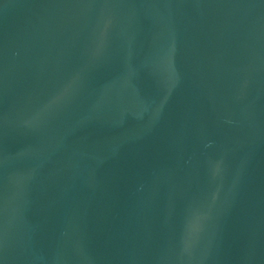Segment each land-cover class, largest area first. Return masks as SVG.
I'll return each mask as SVG.
<instances>
[{
	"label": "water",
	"instance_id": "water-1",
	"mask_svg": "<svg viewBox=\"0 0 264 264\" xmlns=\"http://www.w3.org/2000/svg\"><path fill=\"white\" fill-rule=\"evenodd\" d=\"M0 264H264V0H0Z\"/></svg>",
	"mask_w": 264,
	"mask_h": 264
}]
</instances>
